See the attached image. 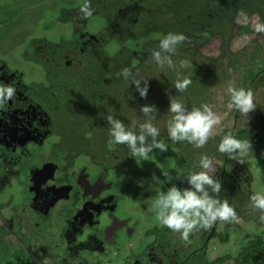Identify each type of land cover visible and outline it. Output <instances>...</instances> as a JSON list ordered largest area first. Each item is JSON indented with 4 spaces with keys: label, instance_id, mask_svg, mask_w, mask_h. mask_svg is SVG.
<instances>
[{
    "label": "rangeland",
    "instance_id": "1",
    "mask_svg": "<svg viewBox=\"0 0 264 264\" xmlns=\"http://www.w3.org/2000/svg\"><path fill=\"white\" fill-rule=\"evenodd\" d=\"M82 1L84 0H22L19 6L18 4L14 6L12 5L14 0H0V55L10 57L13 63L17 57L15 49L25 38L23 36L20 38L16 29H19L18 25L27 24L31 19L32 27L36 28L39 20L52 17V21L49 22L54 27L51 36L53 38L59 36L62 41L72 45H78L75 33L80 31L85 35L88 33V36L101 35L104 41L98 42L102 46L96 49V52L95 50L84 54L78 52L76 54L80 59L73 61L71 66L60 65L52 69L53 75H62L60 76L62 80L68 79L66 85L60 83L53 86L52 91H57V95H53L57 96V100L54 101L64 109H62L63 116L55 115V118L60 120L64 117L62 120H66L65 112L69 114L70 109H77L88 123L95 122L98 125L96 115L98 109H95L92 115V112L86 111L90 105L92 108L99 106L103 114L110 112L111 115H117V119L121 121H124L125 113L132 110L133 114L127 116L125 121L128 127H131L132 122L135 121L137 124L135 131L139 133V124L150 121L159 129L160 134L157 139L168 149L170 147L173 149L171 155L154 149L147 160L134 157L136 161L133 165H138L141 170H149L145 166L158 170L171 166L174 170L182 171L186 179V176L192 172L202 170L199 167L200 160L203 156H208L216 165L214 179L221 182L219 198L226 199L237 211L240 222L218 221L210 230L197 228L190 234L191 238L195 239L188 241L180 239L184 246L180 249L175 247L171 255L186 259L193 252V254L205 255L210 261L228 255L229 259L222 264H246L249 237L245 232L252 231V238L264 241V222L259 219L258 211L249 208L250 196L253 193H264V146L257 150L251 145V151L244 163L229 159L218 148L223 137L229 133L235 135L240 129L255 131L264 126V81L251 89L257 107L247 117L241 115L235 108H228L230 97L227 93L229 82L237 88L249 89L247 85L255 78L256 69L260 71L258 81H262L261 78L264 77V33H257L253 27L257 22L264 23V0H253L254 4L249 6L244 2L249 0H216L219 4L214 7L215 10H223L225 4L238 6L236 12L232 14L234 23L231 21L232 16L228 17L230 22L210 25L202 18L205 15H200L199 19L197 15H171L169 20L161 15L163 22L172 24L166 27L162 25L159 27L152 18L154 15L158 16L153 13L152 0H100L102 1L100 5L96 0H86L93 13L89 18H85L81 13V7L84 5ZM184 1L179 0L176 6L185 3ZM205 1L208 0L194 1L195 7L198 8L195 10L196 13L203 4H206ZM240 11H244L245 15L238 16ZM256 12L259 13V18L255 16ZM245 16L247 21L244 20V23L250 22L252 29L248 36L239 35L235 29L242 23L241 18ZM192 27L204 29L202 33H197V29ZM168 33L183 34L187 37L178 47L177 53L172 56L177 68L180 61H190V66L180 69L179 72L167 66L160 68L151 57V50L158 49L160 40ZM61 40L51 42L54 44ZM256 43H259V47ZM89 46L87 45V49ZM18 61L19 59L16 60ZM124 68L131 69L140 79L147 80L146 98H142L136 87L121 75ZM20 69L18 67V72L21 71ZM185 77L191 79L192 83L186 91L177 92L174 84L178 79L182 80ZM59 91L64 96H61ZM170 97L182 102L189 110L207 104L220 115L221 124L216 127L212 138L203 148L189 146L184 142L176 143L168 137L167 125L173 115L169 112ZM144 105H154L157 112L145 116L140 111ZM106 116L108 115L105 113ZM81 124L83 125L82 122ZM104 124L109 125L107 120L103 121ZM82 130L87 128L82 127ZM149 143H151L150 137ZM116 145L127 149L128 154L131 155L127 145ZM162 171L164 173V170ZM146 179H152V176ZM159 180L165 179L161 176ZM181 186L188 187L187 181H183ZM168 187H170L168 182L161 183L159 190L166 191ZM149 190L157 189L151 188L150 184ZM146 206H135L136 217L141 218L143 213L148 211ZM222 231L228 235L227 241L223 242L217 236ZM157 240L161 248H164L169 238L166 240L157 238ZM158 247H156L157 251L160 249ZM82 252L83 255L75 256L80 259L81 264H95V260L99 258L102 260V256L92 254L88 248L83 249Z\"/></svg>",
    "mask_w": 264,
    "mask_h": 264
},
{
    "label": "flooded vegetation",
    "instance_id": "2",
    "mask_svg": "<svg viewBox=\"0 0 264 264\" xmlns=\"http://www.w3.org/2000/svg\"><path fill=\"white\" fill-rule=\"evenodd\" d=\"M20 1L14 0L12 5L19 6ZM51 18L39 20L36 28L32 19L18 25L17 34L25 38L15 49L13 63L10 57L0 55V87L15 89L10 100L0 103V264H81L75 256L83 255L85 248L102 256L95 264H181L183 259L171 255L175 247L184 246L181 235L156 219L152 205L157 192L149 188L150 184L151 188H161L154 177L165 179L162 170L172 179L176 177L168 182L170 187L182 188L186 181L182 171L171 166L160 170L145 166L149 170H141L133 165L134 157L110 143V126L103 125L105 113L115 119L118 116L103 114L99 106L90 105L86 110L93 115L98 109V125L88 123L77 109L65 112L66 120L55 118L63 116L64 109L54 101L57 91H52L53 86L66 85L68 79L53 75L52 69L71 66L80 59L78 52H96L102 46L98 42L104 39L80 31L75 33L78 45L65 43L59 36H51ZM52 40L61 42L53 44ZM259 73L256 69L249 89L263 83L264 77L258 81ZM132 114V110L125 113L122 122L126 127V117ZM82 127L87 130L81 131ZM172 150L170 147L165 153L171 155ZM149 176L152 179H146ZM137 205L148 208L143 216L138 215L141 218L134 213ZM245 233L249 243L259 239L252 238V231ZM157 238H169L166 249ZM191 239L195 238L189 236ZM221 257V264L229 259L228 255Z\"/></svg>",
    "mask_w": 264,
    "mask_h": 264
},
{
    "label": "clouds",
    "instance_id": "3",
    "mask_svg": "<svg viewBox=\"0 0 264 264\" xmlns=\"http://www.w3.org/2000/svg\"><path fill=\"white\" fill-rule=\"evenodd\" d=\"M81 12L85 18L92 16L93 13L88 2L81 7ZM244 19L247 21L246 16ZM253 27L257 33H264V23L257 22ZM186 39L187 37L183 34L168 33L160 40L158 49L151 50L152 59L160 68L167 66L178 72L180 69L189 67L190 61H180L179 68H177L172 60V56L177 53L178 47ZM121 75L136 87V91L142 98L147 97V80L140 79L138 74L133 73L129 68H124ZM191 83V79L185 77L182 80L178 79L174 87L177 92L182 93ZM227 93L230 97L229 109L235 108L245 117L256 109L257 104L254 102L251 89L237 88L232 82H229ZM14 94L15 89L11 86L0 87V103L10 100ZM140 111L148 116L157 112V109L154 105H144ZM169 112L173 115L167 125L168 137L176 143L187 141L196 148H203L212 138L216 127L221 124L220 115L207 104L189 110L182 102L170 97ZM106 119L110 125V136L112 137L110 143L127 145L131 156L147 160L148 155L154 149H159L161 152L168 150L167 146L157 139L160 134L159 129L150 121L139 124V133H137L135 121L132 122L131 127H126L121 120L112 116H107ZM149 137L151 143H149ZM218 150L229 159L244 163L251 151V144L249 140H240L229 133L221 140ZM199 167L202 169L201 171L192 172L186 176L188 187L179 188L172 184L166 191L157 188L156 198L152 205L156 211V219L160 224L174 233H180L181 239L184 241H188L190 234L197 228L210 230L218 221L240 222L237 211L230 206L226 199L219 198L221 182L214 179L216 165L208 156H203ZM162 175L165 177L164 181L154 177L157 183L171 181L172 177L169 173H162ZM249 199V208L258 211L259 219L264 222V193H253Z\"/></svg>",
    "mask_w": 264,
    "mask_h": 264
},
{
    "label": "trees",
    "instance_id": "4",
    "mask_svg": "<svg viewBox=\"0 0 264 264\" xmlns=\"http://www.w3.org/2000/svg\"><path fill=\"white\" fill-rule=\"evenodd\" d=\"M152 1H153L152 4L154 5L153 13L158 15V16L154 15L152 16V18L155 20V22L157 23L156 25H158L159 27L160 25L165 27L172 26V24H167V22H163L162 20L163 18L161 17V15L166 19L170 18L171 15H176V16L197 15L198 19L200 15H205L202 18L205 20L206 23H209L210 25H217L219 22L222 23L224 21H228L227 18L225 19L223 17L224 15H227L229 17L232 16L231 19H233L232 14H234L236 12V9L238 8L236 4H231V5L225 4L226 6L223 5V10L222 9L215 10L214 7H216L219 4V2L216 0H208L204 2L206 4H203L196 13L195 10H197L198 8H196L194 5V3H196L194 2L195 0H185L184 1L185 3H182L179 6H176L179 0H152ZM244 2L246 3V6L254 4L253 0H249L248 2L244 1ZM239 15H241V12L238 13V16ZM241 20L242 23L239 24V26L236 29V32L238 34H241L248 31H252L251 27L249 26L251 23L250 22L244 23L245 20L244 17L241 18ZM195 29H197L198 31L197 33H202L204 28H199V29L195 28ZM206 29L208 30V28ZM236 138L249 140L252 146L255 149H258L259 147L264 146V126L256 131L250 129L240 130L238 133H236ZM218 236L223 242L227 241L229 238L228 235L225 233H220ZM246 250H245L246 255L248 256V258L245 259L246 264H258V263L264 264V241H262L261 239L253 240L249 243L248 247H246ZM193 255L194 256L192 257H187L186 259H183L181 261V264H217V263H221L224 260L222 257H218L212 261H209L206 258V256L203 254L200 255L194 253Z\"/></svg>",
    "mask_w": 264,
    "mask_h": 264
},
{
    "label": "water",
    "instance_id": "5",
    "mask_svg": "<svg viewBox=\"0 0 264 264\" xmlns=\"http://www.w3.org/2000/svg\"><path fill=\"white\" fill-rule=\"evenodd\" d=\"M231 21H232V23H234V19H231ZM239 25H237L236 27H235V29H237V27H238ZM234 31V30H233Z\"/></svg>",
    "mask_w": 264,
    "mask_h": 264
}]
</instances>
